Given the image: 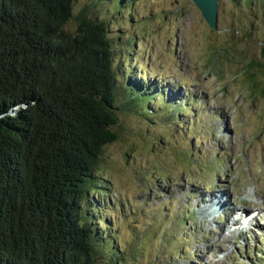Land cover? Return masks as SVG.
Returning a JSON list of instances; mask_svg holds the SVG:
<instances>
[{
  "label": "rangeland",
  "instance_id": "obj_1",
  "mask_svg": "<svg viewBox=\"0 0 264 264\" xmlns=\"http://www.w3.org/2000/svg\"><path fill=\"white\" fill-rule=\"evenodd\" d=\"M125 1L110 23L116 60L169 98L155 97L151 118L122 113L103 152L117 242L130 264H264V3L219 0L214 29L193 0ZM92 6L117 13L114 0ZM213 196L222 204L211 212Z\"/></svg>",
  "mask_w": 264,
  "mask_h": 264
},
{
  "label": "trees",
  "instance_id": "obj_2",
  "mask_svg": "<svg viewBox=\"0 0 264 264\" xmlns=\"http://www.w3.org/2000/svg\"><path fill=\"white\" fill-rule=\"evenodd\" d=\"M96 1L0 0V264H130L104 215L103 152L122 113L151 118L169 96L116 60L110 23L128 1L111 16Z\"/></svg>",
  "mask_w": 264,
  "mask_h": 264
},
{
  "label": "water",
  "instance_id": "obj_3",
  "mask_svg": "<svg viewBox=\"0 0 264 264\" xmlns=\"http://www.w3.org/2000/svg\"><path fill=\"white\" fill-rule=\"evenodd\" d=\"M201 9L210 27L217 29L219 0H193Z\"/></svg>",
  "mask_w": 264,
  "mask_h": 264
},
{
  "label": "bare ground",
  "instance_id": "obj_4",
  "mask_svg": "<svg viewBox=\"0 0 264 264\" xmlns=\"http://www.w3.org/2000/svg\"><path fill=\"white\" fill-rule=\"evenodd\" d=\"M225 199H226V198H225ZM208 201H209V200H208ZM217 202L220 203V204H222V198H220V197H218V196H213L212 199H211V201L208 202V204H209V203L212 204V205H211V210H212L211 212L216 211V210H218V209L220 208V207L217 205ZM215 206L218 207L216 210L214 209ZM206 210H208V209H207V208H203L202 211H203L204 213L209 212V210H208V211H206ZM210 214H212V213H209V215H210Z\"/></svg>",
  "mask_w": 264,
  "mask_h": 264
}]
</instances>
